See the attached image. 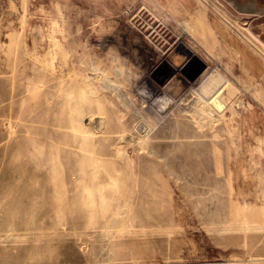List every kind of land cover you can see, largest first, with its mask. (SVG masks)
Wrapping results in <instances>:
<instances>
[{"label": "rangeland", "instance_id": "1", "mask_svg": "<svg viewBox=\"0 0 264 264\" xmlns=\"http://www.w3.org/2000/svg\"><path fill=\"white\" fill-rule=\"evenodd\" d=\"M12 3L0 264H264V0Z\"/></svg>", "mask_w": 264, "mask_h": 264}, {"label": "bare ground", "instance_id": "2", "mask_svg": "<svg viewBox=\"0 0 264 264\" xmlns=\"http://www.w3.org/2000/svg\"><path fill=\"white\" fill-rule=\"evenodd\" d=\"M198 17V16H197ZM208 24L206 21H200L197 25V32L204 33L203 35L208 36L207 28ZM203 39V38H202ZM205 39V37H204ZM206 40V39H205ZM260 43V42H259ZM259 48V47H258ZM263 48V47H262ZM264 50V48H263ZM211 78V77H210ZM208 89V88H207ZM155 93L147 97V100L144 101L147 103V106L145 107V113L148 115H153L154 119L159 117H164L165 114L172 109L173 106H175L178 102L176 99L175 94L173 91H171L170 85H167L166 87L159 89V87H154ZM223 90V89H222ZM207 91V90H206ZM222 92V91H219ZM218 92V93H219ZM214 95V94H213ZM217 95V94H216ZM148 96V95H147ZM215 96V95H214ZM160 97V98H159ZM211 97V96H210ZM206 98V97H205ZM212 102L208 103L206 100L203 101L205 104L201 103L199 105L200 110L198 112V115L200 116L201 120H207L208 122H211L214 119L213 113L215 112V109H221L222 103L219 101L218 97H212ZM220 98V97H219ZM200 99V98H199ZM221 99V98H220ZM210 101V100H209ZM202 102V101H200ZM208 103V104H207ZM203 104V106H202ZM224 105V104H223ZM175 109V108H174ZM223 111V110H222ZM168 116V115H166ZM150 117V116H149ZM215 123V122H214ZM125 127V126H124ZM137 127V126H134ZM126 128V127H125ZM122 129V128H121ZM130 129V127H129ZM133 129V128H132ZM148 130V129H147ZM121 131V130H120ZM123 131V130H122ZM126 131V130H125ZM127 132V131H126ZM140 132V131H139ZM137 131V133H139ZM148 132V131H147ZM149 134V133H147ZM146 134V137H148ZM142 136V135H141ZM143 137V136H142ZM146 139V138H145ZM149 140V139H148ZM147 140V141H148ZM150 145V144H149ZM149 147V146H147ZM251 261H257L256 259H251Z\"/></svg>", "mask_w": 264, "mask_h": 264}, {"label": "crops", "instance_id": "3", "mask_svg": "<svg viewBox=\"0 0 264 264\" xmlns=\"http://www.w3.org/2000/svg\"><path fill=\"white\" fill-rule=\"evenodd\" d=\"M12 8L13 6V3H12V0H0V28L3 26V23H4V14H5V11H4V8L5 7H10ZM208 24V27L206 28L207 29V32H208V37H211L212 40H214V42H219V38H218V34L220 33L221 29L219 27H214L213 25H211L209 22H207ZM2 29H0L1 31ZM218 33V34H217ZM257 65V64H256ZM255 67V66H254ZM252 67V71L250 72L251 73V77L254 78V76H256V74H258V70H256V67L254 68ZM256 70V74H255V71Z\"/></svg>", "mask_w": 264, "mask_h": 264}]
</instances>
